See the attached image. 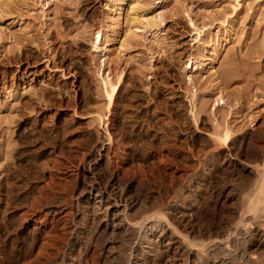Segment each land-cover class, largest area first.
Wrapping results in <instances>:
<instances>
[{
  "label": "rangeland",
  "instance_id": "1",
  "mask_svg": "<svg viewBox=\"0 0 264 264\" xmlns=\"http://www.w3.org/2000/svg\"><path fill=\"white\" fill-rule=\"evenodd\" d=\"M3 1L0 261L29 263L49 234L61 253L40 264L102 262L115 241L85 217L94 184L139 199L130 221L193 205V240L254 213L241 228L264 264V0Z\"/></svg>",
  "mask_w": 264,
  "mask_h": 264
},
{
  "label": "bare ground",
  "instance_id": "2",
  "mask_svg": "<svg viewBox=\"0 0 264 264\" xmlns=\"http://www.w3.org/2000/svg\"><path fill=\"white\" fill-rule=\"evenodd\" d=\"M8 2L6 4L9 5ZM125 5H126L125 1H120V3H118L119 8L117 10L119 13V18L121 17V12H123ZM102 39H103V36L101 32L99 31L94 40L98 44L102 42ZM215 59L216 58L213 59V63L216 62ZM120 83H121V79L119 80L118 84H111L110 82L104 81L105 86L110 87V90L107 92L110 105L114 103V100H115V97L118 91V85ZM218 95H219L218 96L219 100L218 99L217 100L224 102L222 92H219ZM230 139H231L230 135L226 133L225 135L226 143L230 142ZM262 176H263L262 180L264 183V172ZM109 188H107L106 186H95L94 184H90L89 190L87 191L86 189L87 191L86 197L84 196L86 200L90 204H92V208L91 207L90 208L93 209V211H91L92 212L91 214L86 212L85 217L87 218L90 217V220H92V222L98 219L99 221L98 225H101L100 226L101 228L99 229L98 233L105 235L106 239H112L113 241H115L113 246L112 245L110 247L107 246L109 248L105 251L106 256L102 262H99L100 259L99 261H97L94 253L93 254L91 253L92 256L88 258L90 259L91 264H152V263L161 264L162 261L164 262V264H262V262L260 263L258 259L251 254L250 248H249L250 240H248V237L250 235L247 236L246 233H244L243 229L241 228L242 222L244 223V225L254 224V223L256 224L258 222L257 220L258 216L256 217L253 212H256L258 210L260 206V202L263 203V201L259 202V198L257 200H251V201L249 200L250 206H248V209L246 211L247 213H253V215L252 216H249L250 214L241 215L242 221L238 223L233 222L234 225L232 224V226H230V228L226 232L224 231L225 233H223L221 237L219 236L216 238H210L211 236H209L208 240H206V238L205 240H193L191 238V235L194 234L195 232V229L193 226H189V228L187 226V229H185L186 228L185 226L184 228L185 230L183 231L180 230L181 228L179 229V226H181L182 224L184 223L189 224L187 219L193 213V207H194L193 205H191L189 209L184 211V210H180L179 205H171V204L164 205L162 203L159 208L158 207L156 208L155 212H149V213L147 212V213H144L142 216L139 215L141 217H137V218H140V219L136 221L132 220L133 221L132 222L128 218L129 216L128 213L134 208L136 210V207L140 205L141 202L139 201V199L130 198L127 195L119 192L121 190L119 191L116 190L117 188H112V189H109ZM257 192H258V195H263L264 197V185H262L259 188V191ZM40 198H42V196ZM46 200L44 201L46 202ZM55 212L57 213V211ZM258 213H260V211H258ZM98 215L101 216V218H97ZM262 215L263 213L261 214V216ZM261 216L259 215V218ZM44 217L46 218V215ZM44 219L43 220H41V218L35 219L34 223L36 225H42L43 227H46L48 225L46 224V221H44ZM54 219H56V217ZM95 223L96 222H94L93 224L97 225V223L96 224ZM90 227H93V225H90ZM260 228H262V226ZM95 229L91 232L92 233L96 232ZM49 232L50 231H48L47 233ZM66 232L68 233V231ZM259 234L262 238H264L263 230H261ZM46 235L48 236L42 242L41 247L40 248L38 247L39 250L37 252H35L36 247L34 243H33L34 245H32V248L30 247V249H28L29 252L27 251L28 252L27 258H30L32 256H34L35 258L34 260H31L32 262L28 261L29 263L27 264H40L44 262V259L52 260L53 258L50 252L52 250H56V252L57 251L60 252L59 246H58L60 242L56 245L54 244L56 241L53 242L52 236H49V234H46ZM99 236L101 237V235ZM54 237L58 238L56 236H53V238ZM100 237L99 238L97 237V238L100 240ZM154 237H157V240L155 239L156 241L154 240ZM55 238L54 240H57ZM33 239L35 240V238ZM66 241L67 240H65V242ZM96 244L98 245L100 243L97 242ZM100 246H103V245H100ZM97 249L95 250L98 251ZM95 254L97 256V253ZM89 255L90 254H88L87 257H89ZM99 255H101V253ZM161 259L162 261H160ZM5 260H7L6 257H5ZM60 260L59 261L54 260V262L56 261L60 263ZM76 260H75V257L72 256L70 258L69 264H76ZM5 262L6 261L1 260L0 264H4ZM52 263L53 262H51V264ZM77 264H80V263H77ZM84 264H86V262Z\"/></svg>",
  "mask_w": 264,
  "mask_h": 264
}]
</instances>
